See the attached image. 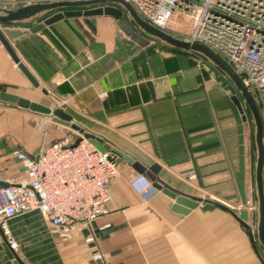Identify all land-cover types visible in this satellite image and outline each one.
I'll list each match as a JSON object with an SVG mask.
<instances>
[{
    "label": "crops",
    "instance_id": "1",
    "mask_svg": "<svg viewBox=\"0 0 264 264\" xmlns=\"http://www.w3.org/2000/svg\"><path fill=\"white\" fill-rule=\"evenodd\" d=\"M74 19L91 34L78 32ZM13 47L40 85L31 83L0 41V92L48 106V99L70 96L65 99L74 101L71 111L61 102L55 108L76 115L144 165L158 163L159 177L174 188L206 199L239 192L238 154L232 126L226 125L234 112L216 78L198 69L189 53L155 47L148 52L151 46L121 34L109 15L66 17ZM68 128L0 103V186L27 177L16 150L32 155L83 136L71 129L79 134L73 139ZM119 167L120 176L109 185L108 212L89 224L78 223L64 234L39 211L11 218L19 257L26 264H264L258 226L253 239L230 211L204 209L203 203L177 213L173 199L153 186L152 173H137L127 161ZM94 254L102 258L95 261ZM0 264H15L4 241Z\"/></svg>",
    "mask_w": 264,
    "mask_h": 264
},
{
    "label": "built area",
    "instance_id": "2",
    "mask_svg": "<svg viewBox=\"0 0 264 264\" xmlns=\"http://www.w3.org/2000/svg\"><path fill=\"white\" fill-rule=\"evenodd\" d=\"M150 25L167 28L176 12L193 19L184 39L200 43L225 59L243 85L258 92L264 141V0H124ZM10 9L0 7L4 14ZM15 155L25 180L0 186V241L18 251L9 220L30 211L67 234L78 223H91L108 212L109 185L120 176L119 155L98 149L82 136L64 146H45L36 160L23 150ZM100 254H94L95 261Z\"/></svg>",
    "mask_w": 264,
    "mask_h": 264
},
{
    "label": "water",
    "instance_id": "3",
    "mask_svg": "<svg viewBox=\"0 0 264 264\" xmlns=\"http://www.w3.org/2000/svg\"><path fill=\"white\" fill-rule=\"evenodd\" d=\"M88 5H94V7L83 10L59 11L45 19L43 22H40L32 27L4 26L2 27V29L0 28V41L4 45L14 62L21 69V71L36 87H39L40 85L38 79L26 66V64L21 61L19 55L13 47V43H17L25 37L36 33L45 28L46 26H50L55 22L62 20L66 17H89L109 15L114 17L115 19H120L125 14V11H127L134 20L135 24L148 34L155 36L173 46L180 47L186 50L191 49L198 51L208 57L210 60H212L232 79V81L242 93L244 101L248 104V106L251 108L255 115L257 124L256 142L258 145L259 152L256 166V184L259 195L258 236L264 244V141L262 119L259 110L256 106V103L250 94V91L243 85L236 73L216 53H214L212 50L200 43H191L189 41L177 38L167 31L158 29L150 25L140 17V15L130 3H127L124 0H62L54 2L33 3L22 6L15 10H8L5 14H0V24L26 20L42 11H47L57 7ZM118 5H120L121 7ZM217 80H220L219 76H217ZM223 86L225 87L227 93L230 95V98L233 103L237 106L241 114L242 120L246 121L245 110L241 98L238 96V94L233 93L225 82H223ZM0 103L9 104L14 107L30 111L32 113L51 118L58 123L70 126L74 130L80 132L83 136L89 138L98 149L102 151L110 149L117 153L119 156L124 158V160L127 161L137 173H152L153 175L150 176V179L153 182V186L162 190L165 194H167L173 199V211L181 214H188L192 209L198 207L200 203H203L204 209H213L217 206L222 207L230 211L238 219V221H240L247 229H249L254 239V235L252 233L253 229L250 222V212L248 209H242L240 210V212H235L233 209H230L227 205L223 203L191 195L177 188H174L159 177L158 174L161 167L158 163H153L150 166L144 165L140 161L136 160L134 157L120 150L116 145H114L113 142L107 139L104 135L90 129L84 123L78 121L72 114L68 113L61 107L52 108L48 105L30 101L28 99L20 97L15 93L7 91L0 92ZM32 156L37 160L39 157V151L32 154ZM8 185V183L4 184V186ZM4 245L9 256L12 258L15 264H26L19 257V255L13 249L10 248L7 242L4 241ZM99 264L103 263L100 262Z\"/></svg>",
    "mask_w": 264,
    "mask_h": 264
},
{
    "label": "rangeland",
    "instance_id": "4",
    "mask_svg": "<svg viewBox=\"0 0 264 264\" xmlns=\"http://www.w3.org/2000/svg\"><path fill=\"white\" fill-rule=\"evenodd\" d=\"M54 1H62V0H26L25 2H28V4H33L39 2H54ZM25 4L26 3H24L23 0H15L14 5H10L8 3L3 4L0 2V7L2 8L6 7L8 9L10 8L17 9L22 6H25ZM15 9H10V10H15ZM61 11H66V10H61ZM44 14L45 12H43L42 15ZM70 21L73 27L78 30V32L82 33L83 35L91 34V31L86 30L84 26L80 23L81 19L80 20L74 19ZM87 21L91 22L92 20H87ZM114 22L116 27L121 32V34L133 40L137 44L143 46H152L155 48H160V47L165 48L163 40L159 41L155 38H152L151 36L145 35L141 30H138L137 26L133 23L132 17L128 12H126L120 19L114 18ZM192 25H193V19L190 17V15L186 13L176 12L173 15L172 19L170 20L167 29L170 32H172V34L175 37L184 40L187 37V35L190 33L192 29ZM194 58L196 59L195 61L198 63V69L207 72L210 76L216 78V80H217V76L220 77V80H217L218 82L217 87H219L222 91H224L226 97H228L227 91L223 86V82H225L224 79L221 77V75H219L216 72V70H214L215 67L214 65L216 64L208 57L204 59V57L196 55ZM69 97L70 96L60 97V99L58 100L48 99L46 100V102L50 104L52 108H55V106L60 104L61 102L62 105H64L66 108H68L71 111L74 101L71 98L65 99ZM243 107L245 110L246 121H243L241 119V123L239 124L237 116L235 115V110L232 107L230 109L232 110V112H234L235 117L226 120V125L232 126L230 128L231 129L230 134H232V142L235 144V152L238 154V159H236L238 162V167L236 170V182L239 192L237 191L238 192L236 193L237 195L235 194L234 196H230V197L228 196L226 198L223 197L224 199H221V197H217V198L209 197V198L214 201L223 203L225 205L234 204V206H236L235 208L236 210L240 208L248 209L250 211V222L252 225V229L256 230V226H258L259 223V210H258L259 195L256 184V166H257V155H258L257 147L255 145L256 124L252 114L247 110L245 104H243ZM225 109L227 113L230 110L228 109V107H226ZM73 116L76 117V115ZM71 129L73 128H70V130L68 128V132L74 136L72 137L73 139L79 136V134H77L78 132L77 133L72 132L75 130L71 131ZM123 161H125L124 158L119 156V163Z\"/></svg>",
    "mask_w": 264,
    "mask_h": 264
},
{
    "label": "trees",
    "instance_id": "5",
    "mask_svg": "<svg viewBox=\"0 0 264 264\" xmlns=\"http://www.w3.org/2000/svg\"><path fill=\"white\" fill-rule=\"evenodd\" d=\"M120 6V5H118ZM94 7V5H88V6H65V7H57V8H54V9H50V10H47V11H42L38 14H36L35 16L29 18L28 20L26 19L25 20H22V21H15V22H7V23H1V25L3 26H19V27H32L40 22H43L45 19H47L48 17L52 16L53 14L61 11V10H83V9H88V8H92ZM121 7V6H120ZM43 12H45L44 15ZM42 13V14H41ZM133 23L135 24L134 20L132 19ZM136 25V24H135ZM138 27V26H137ZM139 30H141L145 35H148V36H151L152 38H155L159 41H162L161 39L155 37V36H152L150 34H148L147 32H145L143 29H141L140 27H138ZM170 34H172V32H169ZM173 35V34H172ZM36 38H37V34H35ZM174 36V35H173ZM178 38V37H177ZM181 39V38H180ZM122 43H133L131 41H123ZM164 47H160L161 50H165L166 48H170L172 51L174 52H187L189 53L191 56H192V59L193 61H195L196 59L194 58L196 55L197 56H202L204 57V59L206 58L202 53L198 52V51H195V50H186V49H183V48H180V47H176V46H173L167 42H164ZM154 49V47L151 46V48H148L146 49V51L148 50V52H152ZM125 54V53H124ZM123 54V55H124ZM121 56V55H120ZM222 60L228 65L229 63L222 58ZM215 66V69L217 71V73L219 75H221V77L224 79L226 85L230 88V90L233 92V93H236L238 94V96L241 98L243 104L246 105L247 107V110L252 114L254 120H255V124H256V119H255V115L253 113V111L251 110V108L248 106V104L244 101V98L242 96V93L240 92V90L237 88V86L235 85V83L232 81V79L227 75L226 72H224L222 69H220L217 65H214ZM231 67V66H230ZM220 71V72H219ZM225 78H224V77ZM250 94L252 96V98L254 99L255 103H256V106L259 110V113H260V116H261V119H262V123H263V114H262V106H261V103L258 99V92L255 90V89H250ZM227 98H228V102L230 104V106L232 108H234L235 110V115L237 116V119H238V122L239 124L241 123V115L239 114V110L237 108V106L233 103V101L231 100L230 98V95L227 93ZM256 130H257V124H256ZM255 145L257 147V153L259 154L258 152V145H257V142H256V134H255ZM257 161H258V155H257Z\"/></svg>",
    "mask_w": 264,
    "mask_h": 264
}]
</instances>
